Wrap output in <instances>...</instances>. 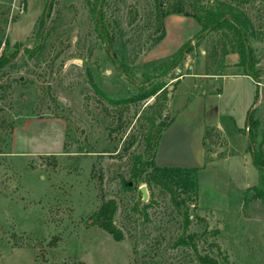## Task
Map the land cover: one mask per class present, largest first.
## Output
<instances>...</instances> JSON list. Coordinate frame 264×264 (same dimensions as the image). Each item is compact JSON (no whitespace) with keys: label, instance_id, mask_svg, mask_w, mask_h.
<instances>
[{"label":"rangeland","instance_id":"rangeland-1","mask_svg":"<svg viewBox=\"0 0 264 264\" xmlns=\"http://www.w3.org/2000/svg\"><path fill=\"white\" fill-rule=\"evenodd\" d=\"M89 1L0 0V264H202L205 254L220 264H264V171L251 154L261 143L264 150V0L243 4L255 24L258 81L243 74L238 53L222 55L216 31L164 75L200 30L195 18L167 15L157 41L168 0H103L109 44ZM179 1L191 9L193 0ZM188 75L208 90L210 111L235 124L208 121L187 226L166 190L131 173L137 156L150 159L153 118L172 120L175 81ZM159 82L165 91L141 98ZM249 110L261 121L253 145ZM108 199L117 202L120 241L93 218Z\"/></svg>","mask_w":264,"mask_h":264},{"label":"trees","instance_id":"trees-1","mask_svg":"<svg viewBox=\"0 0 264 264\" xmlns=\"http://www.w3.org/2000/svg\"><path fill=\"white\" fill-rule=\"evenodd\" d=\"M103 0L89 1L90 10L94 14V18L98 23V28L105 40H108L109 44L110 33L105 23L103 22L104 13L99 9V2ZM248 0H193L191 9H186L182 1H162L163 6L160 4L159 14V29L162 34L158 37L157 41L163 38L165 34L163 18L172 13H182L187 16L195 18L200 25V30L196 35L189 39L173 57L171 64L167 70L163 73L164 75L170 71L171 68H175L186 56V54L193 51L196 46L201 44L208 32L216 31L222 33V55L226 56L230 53H238L240 60L239 66L243 68V74L252 76L255 80H259V75L256 71V56L253 47L250 45V39L255 33V24L252 17L243 7V4ZM193 40L195 42L193 43ZM20 44L17 43V48L14 53L9 56L15 57L20 51ZM28 50V49H27ZM8 57V56H6ZM8 58V59H9ZM5 59V60H8ZM2 65V64H0ZM162 74V75H163ZM178 77V76H176ZM180 78L175 81L178 84ZM167 85L159 82L149 89L143 91L140 95L141 98L149 96L158 97L159 93L165 91ZM95 89L106 97L111 102H120L123 99H113L106 95L97 85ZM144 89V88H142ZM158 117L153 118L154 125L158 126L157 135L155 136V142H152V138L148 137V148L154 150L150 155V159L145 161L142 160V156L136 157V162L133 166L131 178L136 182H146L149 184H155L166 190L171 197L172 202L178 208H185L186 225L188 226L190 221V214L188 213L190 203L197 202L199 193V181L198 173L201 170V166H182V165H158L156 163V152L158 149L159 141L163 130L170 124L169 123H158ZM231 121L235 124L234 118L230 115H224L220 121L224 126H228L227 121ZM260 119L254 117L253 111L249 110L246 127L248 128L249 143L255 144L258 136V130L260 126ZM207 133V127L206 132ZM205 139V136H204ZM254 147V146H253ZM253 164L257 167L260 172L264 171V150L262 143L260 147L253 148L251 151ZM142 165L140 168L139 165ZM127 188L130 187L129 181L125 183ZM257 197H263L262 194ZM118 209L117 202L115 199H108L104 201L100 208L94 215V220L106 231H108L115 240L120 241L124 238L123 231L115 223V214ZM195 234H189L188 237L193 239ZM187 238L182 237L179 242L186 243ZM199 261L202 264H220L218 259L208 254L199 255Z\"/></svg>","mask_w":264,"mask_h":264},{"label":"crops","instance_id":"crops-1","mask_svg":"<svg viewBox=\"0 0 264 264\" xmlns=\"http://www.w3.org/2000/svg\"><path fill=\"white\" fill-rule=\"evenodd\" d=\"M225 77L227 75L224 74L223 78ZM196 78L192 75L180 78L174 91L171 108H176V110L172 121L163 130L159 141L155 159L158 165L201 166L204 168L206 164L204 146L206 127L211 118L215 122L214 125L218 127L220 118L218 109L213 107L214 104L211 105L213 109L210 111L206 99L208 90L200 91L201 84L196 82ZM182 88V96L178 97ZM261 113L258 115L263 116Z\"/></svg>","mask_w":264,"mask_h":264},{"label":"water","instance_id":"water-1","mask_svg":"<svg viewBox=\"0 0 264 264\" xmlns=\"http://www.w3.org/2000/svg\"><path fill=\"white\" fill-rule=\"evenodd\" d=\"M129 184L131 185V184H132V181H130ZM140 190H141V192H142V194H143L142 200H143V201H147L148 198H149L147 185L142 184V185L140 186Z\"/></svg>","mask_w":264,"mask_h":264}]
</instances>
